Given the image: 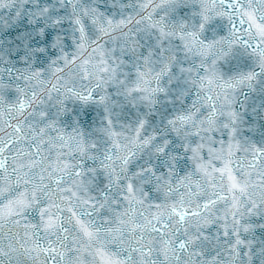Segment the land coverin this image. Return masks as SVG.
<instances>
[{"label":"snow or ice","instance_id":"1","mask_svg":"<svg viewBox=\"0 0 264 264\" xmlns=\"http://www.w3.org/2000/svg\"><path fill=\"white\" fill-rule=\"evenodd\" d=\"M0 264H264V0H0Z\"/></svg>","mask_w":264,"mask_h":264}]
</instances>
